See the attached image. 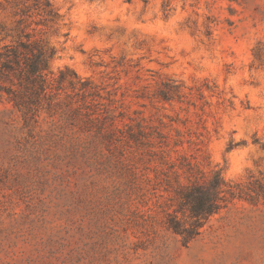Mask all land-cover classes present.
Segmentation results:
<instances>
[{
  "label": "rangeland",
  "instance_id": "1",
  "mask_svg": "<svg viewBox=\"0 0 264 264\" xmlns=\"http://www.w3.org/2000/svg\"><path fill=\"white\" fill-rule=\"evenodd\" d=\"M19 41L58 106L26 119L0 75V264H264V0H0ZM216 172L186 244L168 218Z\"/></svg>",
  "mask_w": 264,
  "mask_h": 264
},
{
  "label": "trees",
  "instance_id": "2",
  "mask_svg": "<svg viewBox=\"0 0 264 264\" xmlns=\"http://www.w3.org/2000/svg\"><path fill=\"white\" fill-rule=\"evenodd\" d=\"M47 8L51 7L49 2ZM23 14L29 13L25 7ZM51 13V11H50ZM29 39V35H25ZM53 53L48 54L35 43L19 41L13 47L6 45L0 52V75L7 79L12 76L19 81V88H7L10 101L21 111L26 119L36 120L41 111L51 113L58 106L51 100L52 85L47 79L49 63ZM226 183L220 172L214 173L202 183L193 182L182 191L179 212L191 220L190 226L177 215H170L167 226L170 230L183 237L187 244L197 237L204 223L219 213L226 202Z\"/></svg>",
  "mask_w": 264,
  "mask_h": 264
}]
</instances>
